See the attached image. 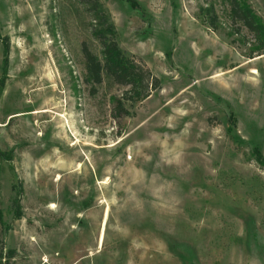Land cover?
I'll return each mask as SVG.
<instances>
[{
	"label": "rangeland",
	"instance_id": "obj_1",
	"mask_svg": "<svg viewBox=\"0 0 264 264\" xmlns=\"http://www.w3.org/2000/svg\"><path fill=\"white\" fill-rule=\"evenodd\" d=\"M96 1L0 0V264H264V53L228 0ZM96 9L139 103L87 75Z\"/></svg>",
	"mask_w": 264,
	"mask_h": 264
},
{
	"label": "trees",
	"instance_id": "obj_2",
	"mask_svg": "<svg viewBox=\"0 0 264 264\" xmlns=\"http://www.w3.org/2000/svg\"><path fill=\"white\" fill-rule=\"evenodd\" d=\"M89 1L92 4L97 3L96 0ZM124 1L132 8L137 6L133 0ZM228 2L230 20L234 25L239 24L246 32L252 35L254 43L251 47V52L261 55L264 53V20L254 14L246 0H228ZM93 13L91 35L100 45L101 61L90 52L85 44H82L81 51L89 79L93 83L99 84L101 76L105 75L114 84L126 87L127 90L122 95V99L118 101V108H120L122 102H129V104L133 105L145 100L152 91L159 88V81L120 49L116 30L105 16L97 9ZM200 18L209 27H215L216 16L211 7L200 9ZM0 43L3 44L4 65H6L8 45L6 40L1 39V35ZM3 87L4 79H0V94ZM252 155L258 164L264 166V157H262L258 147L253 148ZM12 207L15 216L19 218L20 205L18 198L12 203Z\"/></svg>",
	"mask_w": 264,
	"mask_h": 264
}]
</instances>
